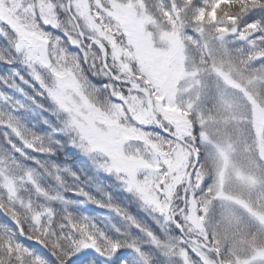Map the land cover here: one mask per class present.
Returning <instances> with one entry per match:
<instances>
[{
  "label": "snow or ice",
  "instance_id": "6c2138e0",
  "mask_svg": "<svg viewBox=\"0 0 264 264\" xmlns=\"http://www.w3.org/2000/svg\"><path fill=\"white\" fill-rule=\"evenodd\" d=\"M0 264H264V0H0Z\"/></svg>",
  "mask_w": 264,
  "mask_h": 264
},
{
  "label": "trees",
  "instance_id": "16d2710c",
  "mask_svg": "<svg viewBox=\"0 0 264 264\" xmlns=\"http://www.w3.org/2000/svg\"><path fill=\"white\" fill-rule=\"evenodd\" d=\"M88 208H89L90 212L92 214H94V215H96V214L106 215L107 214L106 210H104V209H97L94 205H89ZM133 211H135V209H133Z\"/></svg>",
  "mask_w": 264,
  "mask_h": 264
}]
</instances>
